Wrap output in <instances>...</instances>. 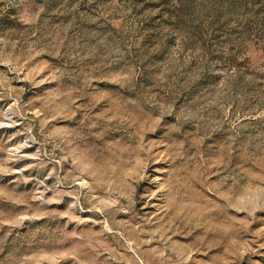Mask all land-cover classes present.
<instances>
[{
  "label": "rangeland",
  "instance_id": "374dc122",
  "mask_svg": "<svg viewBox=\"0 0 264 264\" xmlns=\"http://www.w3.org/2000/svg\"><path fill=\"white\" fill-rule=\"evenodd\" d=\"M0 264H264V0H0Z\"/></svg>",
  "mask_w": 264,
  "mask_h": 264
}]
</instances>
